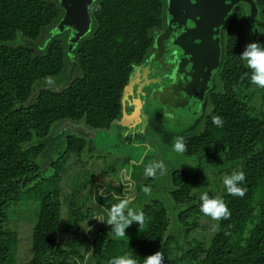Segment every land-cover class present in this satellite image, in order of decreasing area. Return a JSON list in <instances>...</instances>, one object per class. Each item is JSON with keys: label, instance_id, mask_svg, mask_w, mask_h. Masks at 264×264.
Returning a JSON list of instances; mask_svg holds the SVG:
<instances>
[{"label": "trees", "instance_id": "16d2710c", "mask_svg": "<svg viewBox=\"0 0 264 264\" xmlns=\"http://www.w3.org/2000/svg\"><path fill=\"white\" fill-rule=\"evenodd\" d=\"M257 6L263 31L259 44L264 46V0ZM63 12L60 0H0V264H15L21 244L18 233L9 228V207L26 195L31 198L32 192L39 212L29 264H108L125 253L143 264L157 251L162 264H264V118L252 116L241 99L253 84L252 70L241 59L246 30L238 15L228 31L222 92L211 98L214 112L202 135L184 143L201 170L223 164L220 173L225 176L234 170L245 173L243 197L229 195L224 187L220 198L230 215L216 219L208 246L189 240L206 218L200 197L193 195L197 170L174 174L169 205L143 210V225L132 223L137 231L133 240L115 237L113 224L96 223L98 216L107 219L111 207L106 206L107 212L86 210L75 202L69 205L67 228L60 237L61 185L77 171V162L70 158L81 155L84 143L68 137L61 158L52 163L42 155L53 129L82 121L102 127L117 115L129 64L151 46L150 34L162 22L163 4L96 2L91 9L95 30L76 45L74 54L69 32L58 35L55 28ZM70 68L77 71L73 77ZM214 116L222 119V126L213 124ZM40 181L54 187L42 190Z\"/></svg>", "mask_w": 264, "mask_h": 264}, {"label": "flooded vegetation", "instance_id": "af4514ba", "mask_svg": "<svg viewBox=\"0 0 264 264\" xmlns=\"http://www.w3.org/2000/svg\"><path fill=\"white\" fill-rule=\"evenodd\" d=\"M257 1L253 14L249 3L241 1L224 24L218 25V21H214L213 26H209L201 23L202 17L196 7H173L169 0H162V22L151 31L149 49L129 64L126 83L118 98L117 115L102 127L96 128L82 121L63 122L55 128L42 157L54 163L64 153L68 137H74L76 141L82 139L81 155L72 154L70 162H77L74 168L80 172L83 191L79 197L91 195L86 197L89 200L86 210L93 208L107 212L106 206L119 205L125 199L123 212L169 205L170 193L174 191V174L194 173L193 163L198 165L200 161L185 149L183 153L172 154L170 162V154L166 152L170 142L160 147L151 139L147 115L156 114L166 119L171 115L173 118L168 120L172 126L166 128L172 132L171 139L180 132L177 127L188 129L182 136L183 143L202 135L206 121L214 112L211 98L222 92L231 20L238 15L245 25V36L240 42L243 52L248 44L260 45L262 14ZM92 7V27L84 35L77 37L71 28L57 32L58 35L69 32L72 54L76 45L95 30ZM207 36H213L219 46L203 56L200 52ZM71 73L73 77L77 71L70 68ZM191 127L194 128L192 131ZM119 145H126L129 150L122 152ZM147 169L153 170L152 175L147 174ZM101 217L96 218V223L103 224L99 220Z\"/></svg>", "mask_w": 264, "mask_h": 264}, {"label": "rangeland", "instance_id": "374dc122", "mask_svg": "<svg viewBox=\"0 0 264 264\" xmlns=\"http://www.w3.org/2000/svg\"><path fill=\"white\" fill-rule=\"evenodd\" d=\"M52 81V80H47ZM60 82L54 83V85H58ZM51 84V82H50ZM241 99H243L244 103L247 104L249 108L250 114L254 117L264 118V88H260L257 85H252L250 89H245L241 95ZM147 123L151 127L149 134L151 139L154 140L160 147L169 145L167 142H170L169 148L166 149V152L170 154V162L172 161L171 155L177 153L173 150V145L177 141V139H182V136L186 134L188 129L182 130L179 128V133L175 138L171 139L170 131L166 128L168 126H172V122L166 118H163L160 115L149 114L147 115ZM58 126V125H57ZM56 126V127H57ZM55 127V128H56ZM194 128L191 127V131ZM55 129H53L54 131ZM171 140V141H170ZM173 142V144H172ZM121 146L120 150L123 152L124 150H129V147L126 145ZM163 152H165L162 149ZM195 166V171L197 170L199 173L197 178V184L194 190V197L199 198L203 194H214L221 197L224 192L223 178L225 177V173H220L221 165L223 164H213V165H205L203 166V170L199 168V164L193 163ZM68 166V171H69ZM194 171V170H193ZM80 172L74 171L70 175L67 176L66 180L62 182L61 189V204H62V221H61V229H60V237L62 238L65 235V231L67 228V220H68V208L71 202L77 203L80 207H87L89 200H86L87 196H91L90 194L82 196L79 195L83 191L82 180L79 179ZM40 181V188L42 190H50L54 187V185H49L47 183H43ZM32 197L28 198L26 195L20 202L14 203L9 207V228L12 231L18 233L21 238L20 248H18L15 256V264H29L31 260V243H32V234L34 227L37 222L38 212H39V203L34 200V193H31ZM216 219H213L210 216H206V218L202 221V227L189 237V240L193 241L194 244H200L203 248L208 246V241L210 240L212 234L216 229ZM125 237H122L126 240H133L137 236V231L134 230L133 224L131 223L125 231ZM196 242V243H195ZM90 263V262H89Z\"/></svg>", "mask_w": 264, "mask_h": 264}, {"label": "clouds", "instance_id": "9594fccd", "mask_svg": "<svg viewBox=\"0 0 264 264\" xmlns=\"http://www.w3.org/2000/svg\"><path fill=\"white\" fill-rule=\"evenodd\" d=\"M241 59L247 62V66L252 70L250 81L252 84L264 88V46L257 43H251L246 46L245 51L241 54ZM171 115H168V119H172ZM213 124L220 127L222 126V119L218 116L212 118ZM173 150L177 153H183L185 145L182 139H177L173 145ZM147 174L152 175L153 170L147 169ZM245 181V173L243 171H232L229 175L223 178V185L226 192L231 196L243 197L245 194V188L241 186ZM200 211L213 219H219L221 217L227 218L230 213L227 205L223 202L222 198L209 197L206 193L201 195ZM127 203V199L121 202L119 205H114L108 211L107 219L104 220L101 217L99 220L103 223L115 225L111 233L115 237H125V231L128 226L137 222L139 227L144 223V214L142 211L128 210L127 215L122 214V208ZM162 254L157 251L154 255L146 256L143 260V264H162ZM108 264H137L131 253H125L124 255L116 256L108 261Z\"/></svg>", "mask_w": 264, "mask_h": 264}, {"label": "water", "instance_id": "95a60500", "mask_svg": "<svg viewBox=\"0 0 264 264\" xmlns=\"http://www.w3.org/2000/svg\"><path fill=\"white\" fill-rule=\"evenodd\" d=\"M98 1L100 0H60L64 15L55 28L59 31L71 28L75 30L77 37L84 35L92 27L90 8ZM241 1L249 3L251 14H253L256 0H169V4L173 7H196L202 17L201 23L213 26L214 21H218V25L224 24ZM214 41L213 36H207L200 54L205 56L213 47L218 48L219 43L215 44Z\"/></svg>", "mask_w": 264, "mask_h": 264}]
</instances>
